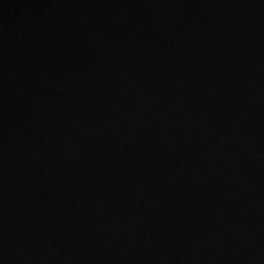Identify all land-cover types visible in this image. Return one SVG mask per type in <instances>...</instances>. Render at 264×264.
I'll return each instance as SVG.
<instances>
[{"label":"water","instance_id":"water-1","mask_svg":"<svg viewBox=\"0 0 264 264\" xmlns=\"http://www.w3.org/2000/svg\"><path fill=\"white\" fill-rule=\"evenodd\" d=\"M0 264H264V0H0Z\"/></svg>","mask_w":264,"mask_h":264}]
</instances>
